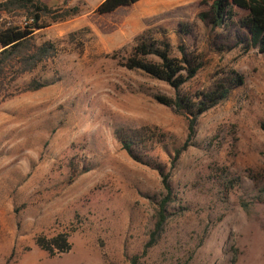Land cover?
<instances>
[{"label": "rangeland", "instance_id": "obj_1", "mask_svg": "<svg viewBox=\"0 0 264 264\" xmlns=\"http://www.w3.org/2000/svg\"><path fill=\"white\" fill-rule=\"evenodd\" d=\"M38 1L48 12L34 41L56 51L14 86L45 87L0 103V264H264V54L249 48L246 12L234 8L215 27L200 0H140L102 16L103 0ZM31 19L0 6V30ZM146 31L165 34L175 56L181 39L202 58L179 89L185 97L229 82L232 69L243 77L198 118L176 159L186 119L156 100L174 90L120 64ZM119 130L139 132L144 159L169 174L166 219L151 246L165 191L158 172L123 149ZM62 233L68 253L36 245Z\"/></svg>", "mask_w": 264, "mask_h": 264}, {"label": "trees", "instance_id": "obj_2", "mask_svg": "<svg viewBox=\"0 0 264 264\" xmlns=\"http://www.w3.org/2000/svg\"><path fill=\"white\" fill-rule=\"evenodd\" d=\"M140 0H103L95 12L102 15H110L121 7L131 6ZM203 4L210 3V23L219 27L225 17L231 19L233 10L237 8L246 12L241 20V25L247 29L249 48L256 49L264 54V0H200ZM2 11L25 10L34 21L33 26L7 27L0 30V103L18 94L34 92L45 84L39 80L31 79L20 87H14L15 82L25 74L32 73L39 64L45 63L55 55V47L52 43L37 45L34 41V29L37 27L41 15L48 12L46 5L38 0H6L0 4ZM206 19V15H201ZM65 17H61L63 19ZM177 47L178 56L173 54L172 46L165 34L159 38L153 36L150 31L143 32L134 39L130 52L121 58L120 64L127 70L141 71L147 76L162 81L175 92L174 97H156L157 102L170 107L175 114L182 116L187 122V139L181 148L175 149V159L187 147L195 134L198 118L209 109L223 102L231 89L243 83V77L235 70H230L232 75L229 82L215 83L212 88L196 95L195 99L180 94L179 89L194 78L202 68V58L188 53L179 39ZM264 133V124L260 126ZM117 138L123 149L135 161L149 164L156 170L161 178V185L165 191V197L161 200L157 211V221L150 234L148 246H151L155 238L162 231L165 223L166 206L170 201L171 189L168 184L169 174L159 163L145 160L146 150L142 147L139 132L135 130H119ZM36 245L50 256L68 253L71 244L67 234H59L56 237L45 240L38 238ZM131 264H137L136 258Z\"/></svg>", "mask_w": 264, "mask_h": 264}, {"label": "built area", "instance_id": "obj_3", "mask_svg": "<svg viewBox=\"0 0 264 264\" xmlns=\"http://www.w3.org/2000/svg\"><path fill=\"white\" fill-rule=\"evenodd\" d=\"M32 21V20H31Z\"/></svg>", "mask_w": 264, "mask_h": 264}, {"label": "crops", "instance_id": "obj_4", "mask_svg": "<svg viewBox=\"0 0 264 264\" xmlns=\"http://www.w3.org/2000/svg\"><path fill=\"white\" fill-rule=\"evenodd\" d=\"M136 4V3H135Z\"/></svg>", "mask_w": 264, "mask_h": 264}]
</instances>
